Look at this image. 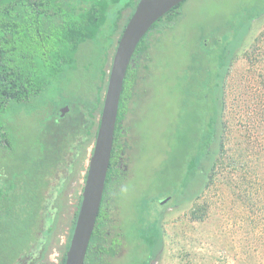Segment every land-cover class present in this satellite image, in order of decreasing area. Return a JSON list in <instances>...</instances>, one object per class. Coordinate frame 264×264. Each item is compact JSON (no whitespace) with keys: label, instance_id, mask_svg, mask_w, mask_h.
Wrapping results in <instances>:
<instances>
[{"label":"rangeland","instance_id":"rangeland-1","mask_svg":"<svg viewBox=\"0 0 264 264\" xmlns=\"http://www.w3.org/2000/svg\"><path fill=\"white\" fill-rule=\"evenodd\" d=\"M262 1L188 0L173 28L150 39L151 58L146 64L141 62L134 88L135 96L141 95L140 102L124 122V141L129 145L124 156V165L129 168L125 172L127 179L122 177L114 183L105 206L111 218L104 236L110 234L111 239H119L124 248L116 259L106 258L105 263L144 264L154 255L151 264H264V100L257 94L262 88L260 74L264 73V62L252 66L241 58L228 78L225 117L234 128L228 140L229 157L239 162V170L223 169L198 203L201 206L208 202L210 206L206 220L194 218L193 205L177 207L171 199L162 206L161 200L168 198L157 203L155 199L160 191L156 172L162 167V159L168 160V154L178 146L180 124L187 128V118L188 126L195 130L193 134L204 132L206 120L196 124L190 116L194 101H199L203 109L215 107L209 96L207 103L202 104L199 92L194 96L189 92L190 85L195 89V82L205 78L204 70L197 75L202 65L196 66L194 61L196 54L205 56L198 47L200 40L212 45L213 53L220 57L232 41L234 29H238L232 49L236 55H243L264 33V12L246 23L251 8ZM108 46L107 42L105 46L83 51L79 70L65 76L60 84L46 88L40 96L8 104L0 116V125L9 138V143L0 145V181H4L3 173L11 177L10 183L5 180L8 190L20 180L26 184L24 188L32 190L30 187L35 186L34 179L40 178L36 171L44 156L45 141L58 140L62 134L59 129L64 124L58 117L59 111L66 103L87 97L88 75L93 65L103 62V51ZM117 46L118 43L111 51L109 67ZM258 48L263 50L264 42ZM206 61L209 63L211 57ZM211 114L205 112L208 118ZM135 139L139 144H135ZM85 174L86 171L65 187L64 214L53 247L44 259L47 264H63L65 260L62 250L70 236L69 218L83 193ZM51 185L54 189L61 186L55 178ZM201 185L197 178L194 189L199 191ZM163 210L162 234L160 237L159 231L156 236L162 242L155 251L144 238L156 235L155 222Z\"/></svg>","mask_w":264,"mask_h":264},{"label":"trees","instance_id":"trees-1","mask_svg":"<svg viewBox=\"0 0 264 264\" xmlns=\"http://www.w3.org/2000/svg\"><path fill=\"white\" fill-rule=\"evenodd\" d=\"M187 1L154 25L139 44L134 55V63L128 70L121 97L105 197L92 238L94 242L92 247L95 249L90 250L87 262L92 260L98 264L100 259H94L99 257L98 255H108L114 259L124 248L119 239H111L110 234L106 238L103 234L104 227L110 223L105 206L113 192L112 186L119 183L116 177L117 165L122 151H125L120 144L121 138L124 137L122 127L133 106L138 107L140 102L141 95L136 97L134 88L142 67L141 62L145 63L151 58L150 39L155 34H164L173 28L182 15L183 6ZM139 2L140 0L0 1V116L9 103L30 101L40 96L46 88L60 84L65 76L77 72L83 51L109 43L108 48L103 51L105 57L103 62L93 65L92 72L88 75L87 97L62 106L71 108L66 116H61L59 111L58 117L64 124V127L61 125L59 129L62 134L58 140L47 138L45 141L44 156L38 161L36 171L40 178L34 179L35 186L30 187L32 190L24 188L26 184L23 185L22 180L13 183L16 190L15 188L8 190L11 177L6 173L2 174L4 181H0V264H47L44 259L53 247L57 226L64 214L65 187L72 179L80 178L84 171H86L84 181L87 178L88 162L93 154L100 128L110 77L111 51L119 43ZM263 12L262 1L251 8L247 25L252 19L263 15ZM110 26L113 28L110 29ZM109 30H112L110 34ZM234 30L236 33H233L232 41L224 47L221 58L213 53L212 45L208 46L205 40H200L198 47L206 57L196 54L194 61L196 66L202 65L197 75L200 76L201 70H204L205 78L202 80L199 78L195 82L197 85L195 89L190 85V89L193 90L189 89V92L192 96L199 92L203 98L202 104L207 103L206 98L209 96L210 104H214L215 107L203 109L199 101H194L190 116H193L196 124L206 120L204 132L196 131L193 134L195 130L188 126L186 118L187 128L183 129L181 124L178 128L176 136L178 146L175 145L174 153L168 154V160L162 159V167L156 172L160 190L159 195L155 196L156 203L161 198L170 197L177 207L193 205L194 218L202 222L206 220L210 211L208 202L198 206L206 191L215 184L223 169L232 167V170H239V162L229 157L228 140L234 128L225 117L228 78L232 76L234 67L241 58L252 66L264 62V49L258 48L264 42V33L249 50L239 56L236 55V50L234 52L232 49V44L239 36L238 29ZM207 55L211 57L209 63H206L209 58ZM260 77L262 88L257 94L264 100V73L260 74ZM208 111L212 113L209 118L205 116V112L208 115ZM192 135H195L193 141ZM134 142L136 145L139 144L136 139ZM5 143H9L8 134L0 125V145ZM15 173L18 172H13ZM58 174L60 176H56ZM54 178L60 183L59 188L52 187ZM197 178L202 182L199 191L194 189ZM189 191L191 194H188ZM81 201L82 194L69 218L70 236L68 244L62 250L65 259ZM155 227L156 235L152 234L144 240L156 251L162 242L160 238L162 228L161 224L157 223ZM159 231L158 238L156 236L159 235ZM123 236L125 237V233ZM153 260L154 255L144 264H151Z\"/></svg>","mask_w":264,"mask_h":264},{"label":"water","instance_id":"water-1","mask_svg":"<svg viewBox=\"0 0 264 264\" xmlns=\"http://www.w3.org/2000/svg\"><path fill=\"white\" fill-rule=\"evenodd\" d=\"M185 1L140 0L119 40L109 71L100 128L89 162L81 206L65 264L86 263L105 197L124 83L137 48L157 22ZM70 110L69 106L64 107L61 116H66ZM167 201H163V204Z\"/></svg>","mask_w":264,"mask_h":264},{"label":"flooded vegetation","instance_id":"flooded-vegetation-1","mask_svg":"<svg viewBox=\"0 0 264 264\" xmlns=\"http://www.w3.org/2000/svg\"><path fill=\"white\" fill-rule=\"evenodd\" d=\"M134 63V62H133ZM130 113H128V115H129ZM128 115H127V117H128ZM127 119V118H126ZM124 130H123V136L125 137L126 136V134H127V131H126V128H125V126L123 125V127H122ZM124 137L123 138H121V141H120V144H121V146H123V148L126 150L127 148H125V147H127L128 146V144L126 143V141H124L125 139H124ZM126 154H125V151H122V154H121V156H120V158H119V164L117 165V169H118V172L116 173V177H117V179H121L122 177H124V179L126 180L127 179V177H126V174H125V172H128V166H125L124 165V156H125ZM125 166V167H124ZM161 199H166V198H161ZM168 201H167V203L169 202V201H171V198L169 197L168 199H167ZM163 201H165V200H161V205L162 206H164V205H166L167 203H165V204H163ZM107 212H108V210H107ZM108 214H109V212H108ZM165 213H164V210H163V212H162V214L161 215H159V218H158V221H156L155 222V224L156 223H158L159 222V224H161L162 225V219H164V215ZM111 217H110V214H109V219H110ZM109 221V220H108ZM105 228V227H104ZM103 234H104V229H103ZM93 243L94 242H92L91 243V246H90V249H89V252H90V250L92 249H95L94 247H92L93 246ZM68 244V238L64 241V245H67ZM96 251V250H95ZM50 252V251H49ZM49 254V253H48ZM48 254H47V256H48ZM89 254V253H88ZM99 257H94V259L95 258H98V260L100 259V261H99V263L98 264H108L107 262L105 263V261H106V258H109V259H111L112 260V258L110 257V256H108V255H98ZM117 257H118V255H117ZM116 257V258H117ZM53 258H54V255H51V257H50V260H53ZM88 258V257H87ZM116 258H114V259H116ZM56 261V260H55ZM85 264H95V262L94 261H92V260H89L88 262H87V260H86V263Z\"/></svg>","mask_w":264,"mask_h":264}]
</instances>
